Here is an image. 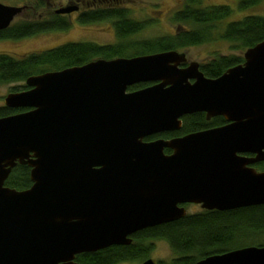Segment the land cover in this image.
<instances>
[{"label":"water","instance_id":"obj_1","mask_svg":"<svg viewBox=\"0 0 264 264\" xmlns=\"http://www.w3.org/2000/svg\"><path fill=\"white\" fill-rule=\"evenodd\" d=\"M22 8L0 2V30ZM242 56L215 78L196 61L180 67L177 50L97 58L30 75L27 89L8 92L3 104L25 110L0 117V264H79L77 254L128 245L131 234L183 217L185 203L264 204V170L250 166L264 161V40ZM194 112L228 124L143 141ZM17 163L30 168L24 190L4 185ZM197 264H264V245Z\"/></svg>","mask_w":264,"mask_h":264},{"label":"trees","instance_id":"obj_2","mask_svg":"<svg viewBox=\"0 0 264 264\" xmlns=\"http://www.w3.org/2000/svg\"><path fill=\"white\" fill-rule=\"evenodd\" d=\"M261 0H236L239 10L260 4ZM34 8L43 5L35 2ZM76 14V22L89 24L109 21L115 41L98 44L90 41L65 42L48 49L30 52L19 57L0 53V84L18 83L10 92L27 89L24 81L34 74L77 66L97 58L110 59L150 54L166 50H177L206 44L217 40L227 44L230 52L212 53L209 59L199 62V69L208 78H215L227 68L243 62L240 55L245 49L264 40V15L249 14L239 19L228 20L233 9L227 4H202V0H181L170 16L174 32L155 37L134 38L151 23L147 19L136 20L130 16V9L119 0H84ZM47 15L39 19L12 21L0 30V38L21 39L46 31L69 29L71 21L65 13ZM144 85L135 84L134 87ZM133 87V88H134ZM129 88V89H133ZM25 109L0 105V117ZM182 124L175 133H188L204 128L210 123L203 113L184 114ZM222 121L213 118L212 124ZM254 167L264 170V161ZM30 168L17 163L11 168L4 185L16 190L27 189L31 185ZM128 245H111L94 252L75 255L79 264H116L124 261L144 260L152 248L154 239L167 242L175 257L167 263L157 264H197V261L211 254H219L244 246L264 245V204L239 207L230 210L203 209L193 214L147 227L131 235ZM149 241V242H147ZM142 260V261H143Z\"/></svg>","mask_w":264,"mask_h":264},{"label":"rangeland","instance_id":"obj_3","mask_svg":"<svg viewBox=\"0 0 264 264\" xmlns=\"http://www.w3.org/2000/svg\"><path fill=\"white\" fill-rule=\"evenodd\" d=\"M37 0H0L1 3L13 6H23L20 13L16 15L14 21L20 19H39L52 14L55 9L67 5L75 6L76 9L67 15L71 21L70 27L64 31H46L33 36L0 41V53H8L14 57H19L30 52H36L65 42H94L98 44H111L115 41L113 28L109 21H101L89 24H80L76 22V14L82 8L84 0H42L43 5L32 8ZM120 4L130 9V16L136 20L147 19L151 23L144 30L138 32L134 38L155 37L174 32V26L170 22L172 11L178 7L181 0H119ZM202 4H227L233 9L232 15L228 20L239 19L249 14L264 15V0L260 4L251 6L245 10H239L236 6V0H202ZM21 14V15H20ZM245 51V50H244ZM243 51V52H244ZM180 52L185 54L187 62H202L209 59L211 54L239 53L238 51H229L228 46L223 41L217 40L206 44L190 46L182 49ZM243 52L240 53L242 56ZM243 57V56H242ZM18 83L0 84V105L3 104L4 96L10 92L12 86ZM200 210L198 205L186 206L187 213H194ZM152 248L147 257L154 261L167 263L169 259L175 257L169 244L162 239H154ZM149 242V241H147ZM264 242V241H263ZM143 260V259H142ZM142 260L122 261L116 264H141Z\"/></svg>","mask_w":264,"mask_h":264},{"label":"flooded vegetation","instance_id":"obj_4","mask_svg":"<svg viewBox=\"0 0 264 264\" xmlns=\"http://www.w3.org/2000/svg\"><path fill=\"white\" fill-rule=\"evenodd\" d=\"M19 6H20V5H19ZM65 6H67V5H65ZM65 14L69 15V13H65ZM20 15H21V14H20ZM15 18H16V16L13 18V20H15ZM13 20H12V21H13ZM12 21H11V22H12ZM11 22H10V23H11ZM2 40H9V39L0 38V41H2ZM12 40H13V39H12ZM187 63H188V62L186 61L185 63H181L179 66H180V67L186 66ZM198 64H199V62H198ZM191 81H192V80H191ZM140 83H143L144 85L135 88V87H134L135 84H133V85L127 87V90H128V91L137 90V89H140V88H143V87L149 86V85L155 83V81H153V82H152V81H151V82H140ZM136 84H138V83H136ZM133 87H134V88H133ZM129 88H133V89H129ZM194 113H195V112H194ZM199 113H203L204 118L206 119V121H207L208 123H210V125H208V126H206V127H204V128L198 129V130H196V131L188 132V133L197 132V131H201V130H207V129H211V128H215V127H220V126H224V125L228 124V122H227L222 116L217 115V116H211V117L207 118V117L205 116V113H204V112H199ZM216 117H222V121L219 122V123H214V124H212V120H213V118H216ZM181 118H182V116H181ZM181 118H180V120H181V124H182V119H181ZM177 130H178V129H176V130H169V131H163V132H158V133H155V134H152V135H149V136L143 138V141H152V140H155V139L171 140V139H173V138H178V137H181V136H183V135H185V134H188V133H181V134L177 133V134H176L175 131H177ZM163 152L169 154V153H171V150H170L169 148H164V149H163ZM239 154H240L241 156H247V157H251V156H253V154H249V153H239ZM259 162H262V161H259ZM259 162H255V163L257 164V163H259ZM255 163L250 164V166H252V167H253L254 169H256L257 171H263V170H260V169L255 168V167H254V164H255ZM191 204H192V205H198L199 208H200L199 211L203 210V208L200 207V204L185 203V204H182V205H183L184 208L186 209V206L191 205ZM199 211H198V212H199ZM194 213H196V212H194ZM186 214H193V213H186ZM131 235H132V234H131ZM131 235H130V237H131ZM131 240H132V237H131Z\"/></svg>","mask_w":264,"mask_h":264}]
</instances>
